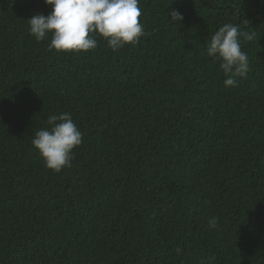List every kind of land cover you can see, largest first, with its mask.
Listing matches in <instances>:
<instances>
[{
    "label": "trees",
    "instance_id": "trees-1",
    "mask_svg": "<svg viewBox=\"0 0 264 264\" xmlns=\"http://www.w3.org/2000/svg\"><path fill=\"white\" fill-rule=\"evenodd\" d=\"M138 6V43L64 53L29 33L44 0H0V264H264V0ZM225 23L255 33L227 88ZM63 112L83 139L56 173L31 141Z\"/></svg>",
    "mask_w": 264,
    "mask_h": 264
},
{
    "label": "clouds",
    "instance_id": "clouds-1",
    "mask_svg": "<svg viewBox=\"0 0 264 264\" xmlns=\"http://www.w3.org/2000/svg\"><path fill=\"white\" fill-rule=\"evenodd\" d=\"M44 3L51 8L49 14H34L27 22L29 33L36 41H43L50 34L49 51L94 50L98 40L90 34L95 33L116 52L125 45L138 43L146 34L140 22L139 0H44ZM168 19L170 23L180 24L183 15L173 9L168 11ZM254 35V32L242 31L237 24L225 23L210 41L206 40V55L220 62L224 87H236L238 81L247 78L249 61L247 53L241 50V38L252 41ZM46 124L48 127L35 132L31 143L45 167L59 173L71 166L73 150L81 145L83 133L68 112L50 115ZM209 227H217L216 218L210 219ZM181 252L177 247V255Z\"/></svg>",
    "mask_w": 264,
    "mask_h": 264
}]
</instances>
